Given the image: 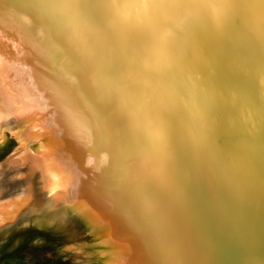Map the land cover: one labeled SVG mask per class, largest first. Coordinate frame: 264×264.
I'll list each match as a JSON object with an SVG mask.
<instances>
[{
  "label": "bare ground",
  "instance_id": "obj_1",
  "mask_svg": "<svg viewBox=\"0 0 264 264\" xmlns=\"http://www.w3.org/2000/svg\"><path fill=\"white\" fill-rule=\"evenodd\" d=\"M233 60L231 103L256 127L264 0H0V151L19 153L0 166V245L47 232L56 264H238L224 226L264 181L218 126L216 69ZM114 207L130 215L101 223ZM237 233L264 264L261 240Z\"/></svg>",
  "mask_w": 264,
  "mask_h": 264
},
{
  "label": "water",
  "instance_id": "obj_2",
  "mask_svg": "<svg viewBox=\"0 0 264 264\" xmlns=\"http://www.w3.org/2000/svg\"><path fill=\"white\" fill-rule=\"evenodd\" d=\"M223 46L225 47L224 49H226L228 47V43H226V45L223 44ZM236 61L237 60L231 61L230 66L228 64H225L221 69L220 67L222 65L220 64L217 66L216 69V74L218 75L219 79L220 78L223 79V81L226 83V85H224V90H223L225 91V96L222 99L219 98L217 100V108H220L222 110V114L221 112L219 113L220 125L218 126L219 129H221V131L223 132V135L231 139L233 148L243 145L244 147L247 146L250 149V155L252 157L254 156L255 159H257V161L256 160L254 161L259 172L256 173V175L259 176L262 179V181H264V110L260 119L257 121V123H255L257 124V126L255 125L256 127H253L252 124H249V126H247L246 121H244L240 116V110L237 104L231 103V91L229 89L231 88L239 89L242 88V85H244L242 83L244 78L241 79L238 77V74H240L241 76L243 75L241 74L242 72H239L237 70L236 65L238 61L237 62ZM216 62L218 63L219 60ZM253 76L252 78L248 77V81L249 78L251 79V84H249L250 85L249 92L252 98L255 99L257 102L262 100L264 107V99H262V96L259 94L260 92L258 90V85L256 83V80L254 79L255 76L254 77ZM223 110L225 112H223ZM228 116L231 118V120L227 118ZM185 117L186 116H184V118ZM190 171H191V177H193L196 183L195 184L193 182L192 184L195 186L197 185V188L198 187L200 188V189L198 188L199 192L196 191L194 193V194L198 193L200 195L199 201L197 202L200 206H207L210 199L212 198V194L210 193L211 189L208 186L209 184L206 181V177L200 176L199 170L197 169H190ZM252 191L254 193V196L247 201V204H244L245 212L243 217H241V219L238 221L239 223H236L233 219H231L229 225L224 226L225 230L228 231V233L231 232L233 233L231 238L233 239V244L235 245L233 260L237 259L238 257V264H253V261H251V259L248 257V252L246 247H244L241 244L242 242L238 238L239 236L237 233V229L239 228L246 231L247 236L251 237V239H249L250 242L251 240L254 239L261 240V244H262L261 252L262 253L264 252V187L259 190H257L254 187ZM222 192L226 195V198L231 202V204L236 206L237 200L234 196V193H232V191H229L230 193H228L226 191L225 186L222 188ZM259 193H260L261 202L260 204H257V199L255 198V195L257 196V194L259 195ZM194 194L192 195L195 197V199H197L196 195ZM233 210L237 212L240 211L238 210V207H233ZM116 211H115V207L114 210L110 209V211L108 210L105 211L104 214L105 217L104 218L100 217L99 221L101 223H105L107 218H112L113 216H116L118 214L127 215V216L130 215L128 212L124 210L120 211L116 208ZM108 214H111V216ZM83 222L85 221L83 220ZM83 222L82 221L80 222L81 223L80 227H82V229L85 228ZM119 224L121 226L122 223ZM98 231L99 229L92 230L90 227H87L85 234L87 232L90 234H95ZM40 234L42 233L40 232ZM43 236L45 237L47 236L48 240L53 241V239L47 235V232L46 234L43 233Z\"/></svg>",
  "mask_w": 264,
  "mask_h": 264
},
{
  "label": "rangeland",
  "instance_id": "obj_3",
  "mask_svg": "<svg viewBox=\"0 0 264 264\" xmlns=\"http://www.w3.org/2000/svg\"><path fill=\"white\" fill-rule=\"evenodd\" d=\"M14 152L15 149L12 145L8 143L5 144L3 150L0 151V166L6 164L7 160L11 157L14 158L19 155V153L14 154ZM27 233L25 234L29 235V232ZM22 234L24 233H12V235L0 245V264H56V262H54L55 248L53 241L48 240L46 244H33L30 241L29 243L26 241L22 242L21 240L20 243L14 245L13 242L15 239Z\"/></svg>",
  "mask_w": 264,
  "mask_h": 264
}]
</instances>
